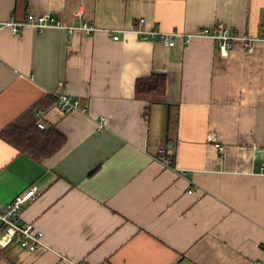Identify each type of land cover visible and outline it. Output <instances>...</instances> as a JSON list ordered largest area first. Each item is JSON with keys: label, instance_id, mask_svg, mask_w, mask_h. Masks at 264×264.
Returning a JSON list of instances; mask_svg holds the SVG:
<instances>
[{"label": "crops", "instance_id": "0c3cea01", "mask_svg": "<svg viewBox=\"0 0 264 264\" xmlns=\"http://www.w3.org/2000/svg\"><path fill=\"white\" fill-rule=\"evenodd\" d=\"M28 13L98 30H0V204L37 186L21 220L49 246L0 245V264H264V43L222 56L198 35L219 21L259 34L264 0H0L3 20ZM141 18L183 35L168 46L106 31ZM154 73L164 97L138 95ZM56 92L90 110L64 113ZM14 123L66 142L35 159L2 137Z\"/></svg>", "mask_w": 264, "mask_h": 264}, {"label": "built area", "instance_id": "2783aa9c", "mask_svg": "<svg viewBox=\"0 0 264 264\" xmlns=\"http://www.w3.org/2000/svg\"><path fill=\"white\" fill-rule=\"evenodd\" d=\"M81 16V11L78 12ZM145 20L143 18L137 21V25L132 29L108 28L106 31L114 40H119L122 33L133 32L143 40H160L168 46H173L177 37L183 35L177 31H163L158 28L148 29L144 27ZM27 27H32L38 32H43L49 28H66L70 32L81 30L87 33H93L98 30V27L91 22L81 20L78 24L65 25L61 20L49 14L36 15L28 13L22 20L0 18V30L9 29L13 33H19ZM198 35L210 37L218 44L219 53L222 56H228L235 41L240 40L247 52L255 50V44L258 42L264 43V31L257 35L240 34L237 29L231 24L219 21L212 28H203ZM56 104L64 113L79 111L86 113L90 110V103L75 98L64 92H56ZM41 115V113H38ZM37 125L40 128H45L44 121H38ZM99 128L105 127V118L102 117L98 122ZM211 139H213L211 137ZM221 153H224V146L217 143ZM159 158L165 167L170 166L171 159L167 155L166 149L160 150ZM41 190L37 186H32L26 191L18 194L11 202L0 204V245L6 246L13 242L21 247L34 251L38 249H49V246L44 240V233L37 230L34 224L21 220V212L23 208L29 204L32 199L38 197ZM65 259V258H64ZM72 264H92L87 260L72 262Z\"/></svg>", "mask_w": 264, "mask_h": 264}, {"label": "trees", "instance_id": "16d2710c", "mask_svg": "<svg viewBox=\"0 0 264 264\" xmlns=\"http://www.w3.org/2000/svg\"><path fill=\"white\" fill-rule=\"evenodd\" d=\"M166 85V76L154 73L147 78L137 80L136 92L142 96L162 98L166 93ZM1 134L4 139L38 160L53 156L66 142L65 136L55 128L40 129L35 126V123L27 126L14 123L4 129Z\"/></svg>", "mask_w": 264, "mask_h": 264}]
</instances>
